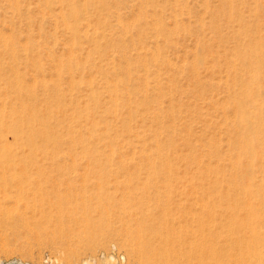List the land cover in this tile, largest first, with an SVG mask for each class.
<instances>
[{"label": "rangeland", "instance_id": "rangeland-1", "mask_svg": "<svg viewBox=\"0 0 264 264\" xmlns=\"http://www.w3.org/2000/svg\"><path fill=\"white\" fill-rule=\"evenodd\" d=\"M44 1L0 0V34L5 36L0 38L4 40L0 43V110L9 113L14 106H24L28 110L37 107V116H40L53 107L57 113L50 112L46 121L40 117V121L34 123L51 134V138L53 133L54 138L59 135L55 138L59 142L50 139L51 143L41 136L34 138L38 151L33 150L34 157H28L29 160L26 156L30 152L28 145L17 144L5 128L1 133L2 141L12 144L8 143L17 153H14L17 160L26 158V162L16 160L19 163L13 166L0 167V172L6 169L0 176H14L9 178L11 182L0 179V193L6 190L13 196L6 197V201L0 200V264L14 261L83 264L85 260L92 264H150L151 255L146 246L121 231L122 226H134L133 229L155 226L164 232L170 229L175 241L178 238L182 241L199 239L196 233L213 228L218 236L221 234L219 240L224 244L221 240L225 237L221 236H234V226H230L231 230L224 224L228 218L224 215L225 208L218 211L219 203L225 206L232 197H238V186L246 185L248 179L246 163L240 164V168L230 164V157L242 144L238 130L231 124L237 118L232 100L243 88L241 82H233L230 62L233 51L238 48L245 50L258 40H262L264 46V0H99V3L104 2L103 7L102 3L95 5L97 0H76L84 17L78 24L79 36L64 25L69 12L66 4L71 1L53 0L49 7ZM90 38H95L96 42ZM5 39L6 44L15 46L18 52L11 50V54ZM112 46L117 52L121 50L119 46L123 47L120 55ZM148 49H153L149 51L151 55ZM157 49L162 54L160 57ZM71 50L75 55H71ZM153 52L159 57L158 61L154 60ZM68 61L79 64L73 67V73L68 70L67 66L71 64ZM112 63L121 66L119 73ZM240 65H237L238 71L245 73L247 68ZM127 68L131 70L130 75ZM15 80L22 91L16 87L10 89L8 82ZM109 83L114 88L117 84V88L123 90L117 91L122 92L121 99L115 95V89H107ZM92 92L99 96V103L94 104L90 97ZM252 96L259 99L255 103L263 110L257 116L264 121V74L260 77L259 91ZM59 97L62 100L60 109L57 105ZM86 105L92 110L88 119L83 115L81 121L74 122L71 118L74 108L84 109ZM111 105L116 112L108 111ZM107 121L113 126L112 134L117 133L120 137L114 144L117 146L113 150L115 153L107 144L108 139L98 141L87 134L89 122H101L104 126ZM73 130L75 134H87L89 140L85 137L86 143H74ZM100 133L105 134L104 131ZM156 142L166 146L160 154L153 148ZM150 149L158 156L155 164L142 159L141 150L152 154ZM77 152L86 158L81 155L80 159L76 158ZM92 153L96 156L114 153L115 159L95 161L89 158ZM119 154L124 155L122 161L117 158ZM263 158L264 154L259 152L253 159L254 180L258 185L263 183L260 189L254 188L257 191L254 190L253 196L264 193ZM220 189L228 193H221ZM242 197V202L247 200L246 196ZM207 203L218 205L219 214L212 213L216 217L209 218L212 215L204 213L203 205ZM197 216L209 219L210 226H199ZM62 226L82 227L74 236ZM233 245V249L244 247L241 248L242 254L244 252L242 264H264L263 246L250 249L246 242L238 245L236 241Z\"/></svg>", "mask_w": 264, "mask_h": 264}, {"label": "bare ground", "instance_id": "bare-ground-1", "mask_svg": "<svg viewBox=\"0 0 264 264\" xmlns=\"http://www.w3.org/2000/svg\"><path fill=\"white\" fill-rule=\"evenodd\" d=\"M52 1L53 0H45L44 4L49 7L51 4H52ZM67 1H71L69 4H66L68 6L67 9H69L68 11L67 10H64L66 12H68V17L66 18V22H65V27L67 28V30L69 29L73 34L77 35L79 33V29H80V25L79 24V21L81 19H83L84 17H82V14H81V9H79V5H77L76 3V0H67ZM78 1V0H77ZM80 1V0H79ZM84 1V0H82ZM102 1V0H100ZM105 1V0H103ZM118 1V0H116ZM121 1V0H120ZM85 2H89V0H86ZM84 2V3H85ZM93 2V1H92ZM98 2V4H97ZM96 4L95 5H100V2L99 3V0H97ZM119 2V1H118ZM255 2V1H254ZM54 3V2H53ZM65 3V2H64ZM81 3V2H80ZM104 3V2H103ZM103 3L100 5L101 7H103ZM256 3V2H255ZM83 4V3H82ZM88 4V3H87ZM90 4L92 5L91 1H90ZM106 4V2H105ZM45 6V7H46ZM66 6V7H67ZM86 6V4L84 5V7ZM90 6V5H89ZM232 5H231V8H230V14L232 15L233 13V9H232ZM66 9V8H65ZM225 9V8H224ZM232 9V10H231ZM156 13H158L157 10H155ZM63 13V11H61ZM67 15V14H66ZM62 17V16H61ZM63 17L65 18V14L63 13ZM62 17V18H63ZM101 18V17H100ZM68 19V21H67ZM86 19V18H85ZM120 20V19H119ZM64 21V20H63ZM89 21V20H88ZM98 21V20H97ZM100 21V20H99ZM122 21V20H121ZM142 21V20H141ZM159 21V20H158ZM139 22V20H138ZM88 23V22H87ZM84 24V23H83ZM141 24V23H140ZM120 25V24H119ZM122 25V23H121ZM120 25V26H121ZM142 25V24H141ZM124 24L121 26L123 27ZM158 26V25H157ZM120 27V28H121ZM126 27V26H125ZM124 27V28H125ZM141 27V26H140ZM147 27V26H146ZM160 27V26H159ZM242 27V26H241ZM145 28V27H142V29ZM122 29V28H121ZM141 29V28H140ZM160 29V28H159ZM158 29V30H159ZM85 30V29H84ZM157 30V29H156ZM142 31V30H141ZM147 31V30H146ZM89 32V31H88ZM87 32V33H88ZM70 33V32H69ZM156 33V32H155ZM162 33H163V30H162ZM161 33V34H162ZM165 33V32H164ZM72 34V35H73ZM102 34V33H101ZM80 34H78L79 36ZM86 35V34H85ZM98 35V33H97ZM104 35V34H102ZM102 35H99L102 37ZM251 35V34H250ZM4 36V35H3ZM3 36L0 34V38H3ZM77 36V37H78ZM90 36V35H89ZM88 36V37H89ZM92 36V35H91ZM90 36V37H91ZM98 36V37H99ZM5 37V36H4ZM86 36V38H88ZM93 38V37H92ZM97 38V37H96ZM103 38V37H102ZM89 39V38H88ZM91 39V38H90ZM95 39V38H94ZM93 39V40H94ZM92 40V39H91ZM92 40V41H93ZM1 41H4L3 39L0 40V43ZM6 41V39H5ZM95 42H96V39H95ZM109 42V41H108ZM5 44L7 43L4 42ZM4 43H2L4 45ZM77 45L79 46V42H76ZM74 43V44H76ZM98 43H100V41H98ZM98 43H95L96 46H98L99 44ZM98 44V45H97ZM102 44V42H101ZM100 44V46H101ZM109 44V43H108ZM121 44V43H120ZM2 45V46H3ZM7 47L8 44H6ZM76 45V46H77ZM82 45V44H81ZM95 45L93 47H95ZM1 46V45H0ZM99 46V48H100ZM118 46V45H117ZM113 47V46H112ZM250 48H247V49H241V48H238L236 49L235 51H233L232 53V57H231V66L233 67L232 69V73L231 75H233L232 79H233V82H241V86L243 87L242 89H240V91H238V94L233 98L232 100V105H233V110L235 111V113L237 114V118L235 120L232 121V126L235 127V130H238L239 132V135H240V139H239V143H242L240 148L238 149V151L235 153L234 156H231V163L233 166H238L240 168V164H243V163H246V166L248 167V179L247 180V183L246 185H241V186H238V197L236 198H233L232 197V201H230V199H228L230 201V203L228 202V204H226L225 206L222 204L219 203L220 206L218 205H209L208 203L203 205V210L206 211L204 213H209L211 214L212 216H209L210 217H214L215 215L213 214H216L218 211L220 212V208H225V213L224 215L227 216V221L226 223H224L226 226H229V228L232 231V237H230V235L228 236V234L224 235V236H221V237H225V240H221V241H224V244H222V242H220L219 240V235L218 236V232L217 230L215 231L213 228L212 229H209L208 231L206 229L203 230L204 226H210L211 224V221H208L206 219H201L199 220L198 219V222H199V226H203V228H201V230H203L204 233H202L201 231V234L199 235L198 233L197 236H199V239L198 238H195L196 240H189L187 241L186 240H181V238H178V242L175 241L174 237L172 236L171 232H170V229L167 230V232H164V231H161V228H160V231L158 230L157 227L155 226H144L143 228L142 227H138V229H133L134 226H122V230L121 231H124L129 237H131L132 239H136L138 241H141L145 246H146V249L150 252V255H151V258L148 259V262L150 264H242L243 261H241L242 259V251H241V248H244V247H240V246H237V247H240V248H237L234 247L233 245V242H238V245L240 242H246L248 244L247 247H249L250 249L251 248H255L256 247L258 248L259 246H263L264 247V193H260V194H257V195H252L253 192L255 194V191L256 187H258L259 189L261 187H263V183L260 182L261 184L258 185L257 183L258 182H255L256 180H254V177L256 176H253V172H252V166L253 165V159L254 157L259 153V152H262L264 154V121L262 120V118L258 117L257 115L260 114L258 113L259 111H262L263 108H260L259 105L257 103H255L256 101H259V99H255L252 94L256 93L257 91H259V88H260V77L264 74V46H263V43H262V40L261 41H256L254 44L250 45L249 46ZM98 48V49H99ZM119 48H122L123 47H120ZM118 48V49H119ZM5 49V48H4ZM11 52H16L17 49L15 46H10L8 48ZM79 49V48H78ZM80 49H81V46H80ZM96 49V47L94 48V50ZM113 49L115 50L116 49V52H117V48L116 47H113ZM6 50V49H5ZM8 50V51H9ZM16 50V51H15ZM75 50V49H73ZM73 50H71L70 52H72L71 55H75ZM84 50V48L82 49ZM121 50L119 52H121ZM150 50H153V49H150ZM148 49V52L150 51ZM126 51V50H125ZM158 51V49H157ZM11 52V54H12ZM18 52V51H17ZM119 52H117L119 54ZM155 52V51H154ZM153 52V55L156 59H154L155 61H158V58L160 57L161 52L158 53L157 55H159V57L157 58L155 55L156 53ZM49 53V52H48ZM15 54V53H14ZM145 56L146 54H148L147 52L144 53ZM149 54L151 55V52H149ZM20 55V54H19ZM120 55V54H119ZM126 55V54H125ZM152 55V56H153ZM16 56V55H15ZM14 56V57H15ZM144 56V57H145ZM149 56V55H148ZM146 56V57H148ZM17 57V56H16ZM74 57V56H73ZM121 57V56H120ZM151 57V56H150ZM70 58V56H69ZM153 58V57H152ZM80 59V58H79ZM81 60V59H80ZM79 61V60H78ZM69 62V61H68ZM77 62V61H76ZM73 63V62H69L71 63L70 65H68V70H70L72 73H73V70H74V66H76L77 64ZM62 63V62H61ZM79 63V62H78ZM81 63V62H80ZM115 63V62H114ZM112 63V67L116 64ZM41 64V62H40ZM39 64V65H40ZM241 64V65H240ZM38 65V66H39ZM63 65L62 64V68H63ZM79 65V64H78ZM77 65V66H78ZM81 65V64H80ZM146 65V64H145ZM237 65L239 66H245L247 69H246V72L243 73L242 71H238L237 69ZM41 66V65H40ZM66 67V69H67ZM74 67V68H73ZM121 66H114V68L118 71V68H120ZM42 67H40L41 69ZM61 68V67H60ZM78 69V68H77ZM242 69V68H241ZM42 70V69H41ZM81 70V69H80ZM127 73H129V75L131 74V70L130 68H127ZM243 70V69H242ZM63 71V70H61ZM69 71V72H70ZM16 72V71H15ZM59 72V71H58ZM57 72V73H58ZM75 72V71H74ZM62 74V72H60ZM119 73V71H118ZM70 74L71 76V73H68V75ZM120 74L122 75V68H121V71H120ZM17 75V73H16ZM21 75V74H20ZM59 75V74H58ZM117 75V74H116ZM124 75V74H123ZM63 77V76H62ZM73 77V76H72ZM14 78V77H13ZM22 78V77H21ZM24 78V77H23ZM75 78V77H74ZM74 78H72V80L74 81ZM119 78V77H118ZM37 79V78H36ZM70 79V78H69ZM65 80V79H64ZM79 80V79H78ZM80 80H83V78H80ZM79 80V81H80ZM125 80V79H123ZM16 82H8V85H10V89H12V87H16V88H20V91H22V88L21 86H18L19 84L17 83L18 80H15ZM37 81V80H36ZM40 81V80H39ZM37 81V82H39ZM76 81V80H75ZM79 81L77 83H79ZM90 81V80H89ZM119 81L122 83V77L119 79ZM130 81V80H129ZM6 82V83H7ZM22 82V81H21ZM42 83V81H40ZM71 82V80L69 81ZM81 82V81H80ZM36 83V82H34ZM93 84V82H91ZM159 83V82H158ZM40 84V83H39ZM51 84V83H50ZM57 84V83H55ZM60 84V83H59ZM72 84V83H71ZM115 84V83H114ZM236 84V83H235ZM43 85V84H42ZM48 85V84H47ZM77 85V84H76ZM80 85V84H79ZM33 86V85H32ZM32 86H30L32 88ZM37 86V85H36ZM44 86V85H43ZM58 86V85H57ZM56 86V87H57ZM72 86V85H71ZM34 87V86H33ZM40 87V86H39ZM55 87V88H56ZM60 87V86H58ZM62 87V86H61ZM93 87V85H92ZM115 86L111 85L109 83V85H107V89L112 91V88L115 89V95L118 97V98H122V92L118 93L117 91H123V90H120L119 88H117V84H116V88H114ZM28 88V87H27ZM35 88V87H34ZM43 88V87H42ZM75 88V87H74ZM121 88V87H120ZM25 89V88H23ZM47 89V88H46ZM49 89V88H48ZM48 91V90H47ZM24 92V91H23ZM26 92V91H25ZM30 92V91H29ZM37 92V91H36ZM54 92V91H53ZM56 93V92H55ZM61 93V92H60ZM58 93L60 96L62 94ZM1 94V93H0ZM21 94V93H20ZM126 94H129V93H126ZM36 95V94H34ZM91 95V96H90ZM89 96L94 100V104L95 102H98L100 100L99 96L95 93V92H92ZM235 95V94H234ZM24 96V95H23ZM22 96V97H23ZM46 96V94H45ZM55 96V95H54ZM63 96V95H62ZM260 96V95H258ZM48 97H51V96H48ZM58 97V96H57ZM56 97V98H57ZM67 97V96H66ZM71 97V96H70ZM21 98V97H20ZM29 98V97H28ZM60 98V97H59ZM63 98V97H62ZM90 98V99H91ZM25 99V98H24ZM33 99V98H32ZM51 99V98H50ZM53 99V98H52ZM91 99V100H92ZM115 99V97H114ZM1 100H4V99H1ZM19 100V99H18ZM116 100V99H115ZM55 101V100H54ZM53 101V103H55ZM122 102V101H121ZM41 103V102H40ZM66 103V102H64ZM99 103V102H98ZM116 103V102H114ZM6 104V103H5ZM56 104V103H55ZM52 105V104H51ZM57 105L59 106V109L61 108L62 106V100L60 98V100L57 101ZM65 105V104H64ZM75 105V104H74ZM79 105V104H78ZM50 106V105H48ZM70 106V105H69ZM231 106V105H230ZM116 107H117V104H116ZM27 107H24V106H21V107H17V106H14V107H11L10 110H9V113H7L6 111H2L0 110V167H7L8 165H14L16 163H19L21 161L24 162L26 160V158H20L19 160H17V155H15L14 153L16 152H13L12 151V147L11 145H9L8 143H5L4 141H2V132H4V128L5 130H7L8 132H10V134L13 135V138L15 139L16 143L17 144H20V145H28L30 150L27 158L32 156L33 154H31V152L33 150H37V147L35 145L36 142L34 143V138H36L37 136H41L42 139L46 140V141H50L51 143V140L54 141V139L56 137H58L57 135H55L56 137L54 138V133L52 134L53 138L50 137V135L47 134V131L44 130V129H41L40 127H37L36 124L34 123V121H38L39 119H41L40 117H42V121L44 119V121H46V117L49 115V113L53 112L54 109L53 107H51L50 111L48 110V113L47 114H40V116H37L39 115V111L37 110V107L35 108H31L28 110H26ZM54 108H57V107H54ZM63 108V107H62ZM69 108V107H68ZM80 108V107H79ZM91 106H85L84 109L80 108L79 110L76 108H74L75 110L72 111V120L75 122V121H81V118L83 115L87 116L92 113V110H90ZM108 107H106L107 109ZM59 109H57L59 111ZM109 109V110H108ZM107 110L111 112H116L117 109L114 108V106H109ZM63 112H66V110H63L61 109ZM106 110V111H107ZM42 111V110H41ZM46 111V110H45ZM56 111V110H55ZM54 111V112H55ZM69 111V110H68ZM91 111V112H90ZM61 112V111H60ZM62 112V114H63ZM44 113V112H43ZM46 113V112H45ZM57 113V111L55 112ZM68 113V112H67ZM121 113V112H120ZM160 113V112H159ZM158 113V114H159ZM65 114V113H64ZM63 114V115H64ZM69 114V113H68ZM66 114V115H68ZM117 114V113H116ZM57 115V114H56ZM62 115V117H63ZM94 115V114H93ZM121 115V114H120ZM61 117V115H60ZM70 117V116H69ZM160 117V116H159ZM38 118V119H36ZM52 119V117H51ZM55 119V118H54ZM60 119V118H59ZM65 119V118H64ZM88 119V118H87ZM70 120V119H69ZM22 121H25L24 123H19V122H22ZM40 121V120H39ZM48 121V119H47ZM88 121V120H87ZM72 122V121H71ZM37 123V122H36ZM45 123V122H44ZM49 123V121H48ZM56 123V122H55ZM88 123V122H87ZM86 123V124H87ZM90 123V122H89ZM89 123L87 124V127L89 128V132L87 134L90 135V137L94 138L95 140H98V141H101L102 138L103 139H108V145L111 147H113L115 150L116 147L114 146V144L120 139L119 135L116 133H113V129H112V124H110L108 121L107 122H104V126L100 125L102 124L101 122H92L90 123V126ZM40 124V122H39ZM53 124V123H52ZM57 124H59L57 122ZM62 124V123H61ZM68 124V123H67ZM5 125V127H4ZM41 125V124H40ZM46 125V124H45ZM48 125V124H47ZM54 125V124H53ZM71 125V124H70ZM42 127L43 124L41 125ZM58 126V125H57ZM60 126V125H59ZM70 128V127H69ZM73 128V127H71ZM50 130V128H47ZM48 130V131H49ZM88 130V129H87ZM51 131V130H50ZM100 131H104L105 134H101ZM56 132V131H55ZM66 132V131H64ZM84 132V131H83ZM237 132V133H238ZM50 133V132H48ZM73 135L71 136L73 142L77 141V142H85V137L87 136V134H83L82 132H78V134H75V130H73ZM236 133V134H237ZM140 136V135H138ZM41 137L39 138L41 140ZM61 137V135H60ZM237 137V136H236ZM235 137V138H236ZM38 138V137H37ZM88 139V137H86ZM233 138V139H235ZM4 139V138H3ZM51 139V140H50ZM86 139V140H87ZM232 139V138H231ZM58 141V139H55ZM60 140V139H59ZM89 140V139H88ZM61 141V140H60ZM91 141V140H90ZM230 143H231V140H229ZM234 141V140H233ZM7 142V141H6ZM45 142V141H44ZM74 142V143H75ZM97 142V141H96ZM46 143V142H45ZM49 143V144H50ZM86 143V142H85ZM91 143V142H90ZM98 143V142H97ZM103 143V142H102ZM120 143V142H119ZM118 143V144H119ZM57 144V143H56ZM60 144V143H59ZM62 144V143H61ZM100 144V143H99ZM94 145V144H93ZM217 145V144H216ZM19 146V145H18ZM44 146V145H43ZM53 146V145H52ZM239 146V145H238ZM47 147V146H46ZM71 147V146H70ZM166 147V146H165ZM164 147V144H162V142H156L155 145H154V150L156 149L158 151V153L160 154V152L162 153V151L165 149ZM211 147V146H210ZM15 148V147H14ZM20 148V146H19ZM24 148V146H23ZM22 148V149H23ZM28 148V147H27ZM61 148V147H60ZM214 148V147H213ZM45 149V148H44ZM152 149V148H151ZM150 149V150H151ZM233 149V148H232ZM17 150H18V147H17ZM16 150V151H17ZM47 150V148H46ZM54 150V149H53ZM149 150V149H148ZM153 150V149H152ZM151 150V151H152ZM211 150V149H210ZM216 150V148H215ZM34 151V152H36ZM86 151V150H84ZM83 151V153H84ZM142 153H143V150H141ZM140 151V153H141ZM18 152V151H17ZM33 152V153H34ZM75 152V151H74ZM94 152V151H93ZM114 152V151H113ZM146 152V151H145ZM148 152V151H147ZM141 153V155H143V158L142 156H140V158L144 159V160H148L150 161L152 164H155L157 161H158V156L156 157V152L153 153L152 151V154L151 153ZM81 154L80 153H75L76 154V158H79L80 155L81 156H86L84 154ZM108 153V152H107ZM107 153H100L101 155L99 156H96L97 154L96 153H92L91 156L89 155V158H94L96 159L95 161H100L105 159L107 161L109 160H112L113 158L115 159L114 157V153H110V154H107ZM118 153V152H117ZM17 154V153H16ZM73 154V153H72ZM96 154V155H95ZM212 154V153H211ZM14 155V156H13ZM74 155V154H73ZM88 155H87V158H88ZM162 155V154H161ZM25 156V155H24ZM37 156V155H36ZM53 156V155H52ZM15 159H14V158ZM34 157V155L32 156ZM82 157V158H83ZM117 157V156H116ZM124 155L123 154H119V157H117L118 159H120L121 161L124 159L123 158ZM162 158V156H160ZM165 157V156H164ZM31 158V157H30ZM74 158V159H76ZM86 158V157H84ZM170 158V157H169ZM25 159V160H24ZM29 159V158H28ZM34 159V158H33ZM73 159V158H72ZM71 159V160H72ZM80 159V158H79ZM89 159V161H90ZM113 159V160H114ZM136 159V158H135ZM264 159V158H263ZM19 161V162H16ZM30 160V159H29ZM36 161V158L34 159ZM112 160V161H113ZM137 160V159H136ZM161 160V159H160ZM261 160V159H260ZM80 161V160H79ZM93 161V159L91 160ZM116 161V160H115ZM138 161V160H137ZM165 161V160H164ZM26 162V161H25ZM24 162V163H25ZM34 162V161H33ZM101 162V161H100ZM131 162V161H130ZM169 162V160L167 161ZM96 163V162H94ZM122 163V162H121ZM149 163V162H148ZM151 164V165H152ZM165 164V163H164ZM161 165V164H160ZM258 165V164H257ZM9 166V167H10ZM20 167V165H19ZM23 167V166H22ZM154 167V166H153ZM152 167V168H153ZM246 167V168H247ZM12 168V167H11ZM25 168V167H24ZM27 168V167H26ZM9 168H7L8 170ZM215 169V168H214ZM213 169V170H214ZM229 169V168H228ZM237 169V168H236ZM10 170V169H9ZM14 170V169H13ZM22 170V169H21ZM220 170V169H219ZM235 170V169H234ZM4 171L6 172V169H4ZM3 170L2 172L5 173ZM11 171V170H10ZM16 171V170H15ZM27 171V170H26ZM215 171H218V170H215ZM236 171V170H235ZM254 171V170H253ZM0 172V173H2ZM9 172V171H8ZM13 172V171H12ZM23 172V171H22ZM61 172V171H60ZM220 172V171H218ZM218 172H216V174H218ZM232 172V171H231ZM11 173V172H9ZM19 173V172H18ZM26 173V172H25ZM45 173V172H44ZM156 173V172H155ZM234 173V172H233ZM128 174V173H127ZM255 174V173H254ZM15 175V173H14ZM26 175V174H25ZM155 175V174H154ZM204 175V174H203ZM13 174H9V175H1L0 176V179L2 178H6V181L8 179L9 182H11L9 180L10 177H12ZM16 176V175H15ZM30 176V175H29ZM42 176V175H41ZM127 176V175H126ZM157 176V174L155 175ZM163 176V175H162ZM209 176V175H208ZM218 176V175H217ZM216 176V177H217ZM236 176V175H235ZM234 176V177H235ZM14 177V176H13ZM132 177V176H131ZM150 171L147 173V179L149 180L150 178ZM152 177V176H151ZM207 177V176H206ZM211 177V176H210ZM209 177V178H210ZM233 177V178H234ZM156 178V177H155ZM11 179V178H10ZM22 179V178H21ZM237 179V177H236ZM256 179V178H255ZM238 180V179H237ZM263 180V179H262ZM4 180L3 183L6 182ZM31 181V180H29ZM216 181V180H215ZM213 180V182H215ZM220 181V180H219ZM230 181V180H229ZM240 181V180H239ZM260 181V180H258ZM21 182V181H20ZM24 182V180H23ZM40 182V181H38ZM236 182V180H235ZM2 183V181H1ZM0 183V184H1ZM37 183V182H36ZM41 183V182H40ZM230 183V182H228ZM234 182L232 181L231 184L235 187V184H233ZM9 184V183H8ZM19 184V183H18ZM216 184H218V182H216ZM231 184H227V185H231ZM3 185V184H2ZM5 185V184H4ZM23 185V184H22ZM39 185V184H38ZM171 185V184H170ZM215 185V184H214ZM238 185V184H237ZM7 186V185H6ZM15 186V185H14ZM28 186V185H27ZM27 186L25 187V184H24V187L27 188ZM40 186V185H39ZM42 186V185H41ZM169 186V185H168ZM218 186V185H217ZM10 187V186H9ZM23 187V186H22ZM223 187V186H222ZM232 186H230L231 188ZM2 188V187H1ZM13 188V187H12ZM167 188V187H166ZM219 188V187H218ZM221 188V187H220ZM227 187V190L230 191L231 189L234 191L233 187L230 189ZM237 188V186L235 187V189ZM257 188V189H258ZM7 189V188H5ZM4 189V190H5ZM224 189V188H223ZM226 189V188H225ZM230 189V190H229ZM8 190V189H7ZM222 189H220L219 192H221ZM213 191V190H212ZM223 191V190H222ZM225 191V190H224ZM221 192V193H228V192ZM236 191V190H235ZM257 191V190H256ZM22 191L20 190V193ZM36 192V190H35ZM165 192V191H164ZM163 192V193H164ZM168 192V191H167ZM218 192V191H217ZM218 192V193H219ZM232 192V191H231ZM237 192V191H236ZM260 192V191H259ZM2 193V192H1ZM0 193V194H1ZM39 193V192H38ZM127 193V192H126ZM221 193H220V196H221ZM230 193V192H229ZM258 193V192H257ZM170 195V192L168 193ZM233 194L236 195L235 192H233ZM232 194V196H234ZM250 194L252 195V197L250 198ZM72 195V194H71ZM159 195V194H158ZM249 195V196H248ZM0 200L3 199L5 200L6 197H13L12 196V192H7L6 190L4 191V193H2L0 195ZM43 196V195H42ZM219 196V197H220ZM226 196V195H225ZM242 196H246V201L249 200L250 203L246 204L247 202L243 200L242 202ZM169 197V196H167ZM171 197V196H170ZM222 197V196H221ZM249 197V198H248ZM25 198V197H24ZM35 198V197H34ZM209 198V196H208ZM228 198V197H227ZM42 199V198H41ZM170 199V198H169ZM213 199V197H212ZM2 200V201H3ZM8 200V199H7ZM58 200V199H57ZM62 200V199H61ZM217 200V199H216ZM6 201V200H5ZM49 201V200H48ZM47 201V202H48ZM53 201V200H52ZM59 201V200H58ZM203 201V199H202ZM17 202H20V201H17ZM222 202V201H221ZM226 202V203H227ZM245 202V205H243V203ZM6 203V202H5ZM27 203V202H26ZM211 203V202H210ZM217 203V202H216ZM224 203V202H223ZM35 204V203H34ZM219 207V210L216 208V207ZM224 206V207H223ZM202 209V208H201ZM3 210V209H2ZM164 210V209H163ZM218 210V211H217ZM218 212V214H219ZM156 213V212H155ZM213 213V214H212ZM224 213V212H223ZM137 214V213H136ZM167 214V213H166ZM85 215V214H84ZM87 215V214H86ZM155 215V214H154ZM89 216V215H88ZM153 216V215H152ZM166 216V215H165ZM200 216V215H199ZM81 217V216H80ZM149 217V215H148ZM164 217V216H162ZM216 217V216H215ZM76 218V217H75ZM129 218V217H127ZM156 218V217H155ZM84 219V218H83ZM87 219V218H86ZM150 219V218H149ZM154 219V218H153ZM159 219V218H158ZM167 219V218H166ZM212 219V218H211ZM226 219V218H225ZM126 220V219H124ZM136 220V219H135ZM138 220V219H137ZM165 220V219H164ZM79 221V220H78ZM158 221V220H157ZM216 221V220H215ZM62 222V221H61ZM69 222V221H68ZM159 222V221H158ZM214 222V221H213ZM163 223V222H162ZM158 224V223H157ZM216 224V222H215ZM219 224V223H218ZM192 225V224H190ZM195 226V225H194ZM213 226V225H212ZM230 226H234V228L232 229V227ZM237 226V227H235ZM250 226V227H248ZM81 227L82 226H65L63 228L62 226V229H68L69 232H72L73 235H77L78 233H80V230H81ZM121 226H118V228H120ZM221 227V226H220ZM223 227V225H222ZM219 228V227H218ZM115 230L118 231V229L116 228ZM164 230V229H162ZM166 230V229H165ZM172 230V229H171ZM230 230V231H231ZM56 231V230H55ZM66 233V230H64ZM98 231V230H97ZM175 231V229L173 230ZM172 231V233H173ZM205 231H207L205 233ZM215 231V232H214ZM227 231V230H226ZM229 231V232H230ZM68 232V231H67ZM228 232V231H227ZM60 233V232H59ZM70 233V234H72ZM86 233V232H85ZM56 234V233H55ZM63 234V232L61 233ZM69 234V233H67ZM66 234V235H67ZM195 234V235H196ZM231 234V233H230ZM175 235V233L173 234ZM203 238H202V236ZM57 236V235H56ZM71 236V235H70ZM187 236V235H186ZM55 237V236H54ZM196 237V236H195ZM201 237V239H200ZM176 238V236H175ZM190 239V238H189ZM194 239V238H193ZM69 240V239H68ZM140 242V243H141ZM113 243V242H112ZM138 244V243H137ZM233 249V250H232ZM247 249V248H246ZM251 250H249L248 252H250ZM254 251V250H253ZM248 254V253H247ZM244 256V252L242 254ZM114 257L112 256V259ZM247 260L250 261V259L248 257H246ZM83 264H92V262L90 260H85Z\"/></svg>", "mask_w": 264, "mask_h": 264}, {"label": "built area", "instance_id": "built-area-1", "mask_svg": "<svg viewBox=\"0 0 264 264\" xmlns=\"http://www.w3.org/2000/svg\"><path fill=\"white\" fill-rule=\"evenodd\" d=\"M11 264H29L28 262H20V261H14Z\"/></svg>", "mask_w": 264, "mask_h": 264}]
</instances>
